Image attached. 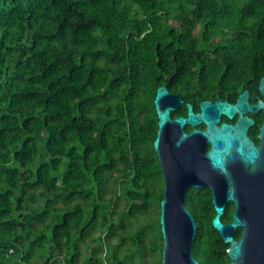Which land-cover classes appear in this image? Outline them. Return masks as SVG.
<instances>
[{
  "label": "trees",
  "instance_id": "16d2710c",
  "mask_svg": "<svg viewBox=\"0 0 264 264\" xmlns=\"http://www.w3.org/2000/svg\"><path fill=\"white\" fill-rule=\"evenodd\" d=\"M263 74L264 0H0V264H160L157 86L234 99ZM184 202L193 256L228 264L211 197Z\"/></svg>",
  "mask_w": 264,
  "mask_h": 264
},
{
  "label": "water",
  "instance_id": "95a60500",
  "mask_svg": "<svg viewBox=\"0 0 264 264\" xmlns=\"http://www.w3.org/2000/svg\"><path fill=\"white\" fill-rule=\"evenodd\" d=\"M259 88L264 94V74L260 77ZM175 97L177 94L172 95L165 85H159L153 98L158 128L152 146L162 164L170 160L168 146L172 135L167 124L170 121L169 102ZM187 107L186 118L177 117L173 121L178 124L179 129L186 121L192 125L200 122L206 124L205 130L193 129L190 134L180 132L179 138L198 134L211 143L206 158L211 167L218 169L221 174L206 184L214 190L211 201L215 213L211 224L223 241L228 243V264H264V167L253 170L258 162L257 151L246 134L252 120L244 116L245 111L251 108L248 91L240 92L234 103L218 97L203 100L198 113L193 112L191 104ZM221 113L229 118L237 113L236 122L215 126ZM261 133L264 135V122ZM249 164L253 165L251 169H248ZM164 172L163 197L159 201L162 236L160 264H201L192 254L191 246L197 225L185 205L184 196L190 184L204 186V183H201L202 179L197 182L188 180L187 185H184L183 180L171 178L166 170ZM228 201L235 203V208L231 221L224 223L221 216ZM237 227L242 229L236 239L234 233Z\"/></svg>",
  "mask_w": 264,
  "mask_h": 264
},
{
  "label": "flooded vegetation",
  "instance_id": "af4514ba",
  "mask_svg": "<svg viewBox=\"0 0 264 264\" xmlns=\"http://www.w3.org/2000/svg\"><path fill=\"white\" fill-rule=\"evenodd\" d=\"M260 78L258 80L253 79L245 88L240 90L234 99H229L228 97L221 96L219 93L209 94L208 96L203 93L198 94L196 92H186L187 90L196 89L195 86L192 85H165L170 94H177V97L172 98L169 102V118L170 121L167 124L171 135L172 141L170 142L168 148V157L170 160L168 163L162 164L157 152H155V156L158 163V177L161 180L160 187L163 189V183L165 180V172L174 179H179L184 181V185H187L188 180H201V183H204V186H195L189 185L185 192V196L189 198V201L193 197L197 196H210L212 198L214 194V190L206 185L208 184L210 179L217 178L221 174L218 169L212 168L209 161L206 158V154L211 147V143L204 139L202 136L188 135L185 138L180 139V132H184L186 134H190L193 129L197 130H205L206 124L204 122L197 123L195 125L190 124L189 122H185L181 129H179L178 124L173 120L177 117L186 118L188 112V104H191L192 110L194 113L200 112V102L203 100H214L215 98L227 99L230 103H234L238 94L243 90L248 91V103L251 105L250 110L245 111L244 116H247L252 120V124L247 128L246 134L248 138L252 142V146L257 151V164L254 166V171L261 166L264 167V135L261 133V125L264 122V94L261 92L259 88ZM159 86V85H158ZM178 98V99H176ZM260 102V105H257ZM153 109L155 112L154 117V125L155 131H157V115L153 102ZM238 114L235 113L232 118L227 117L224 114H220L219 120L215 122V126H219L222 123L234 124L237 120ZM156 135V133H155ZM253 167L252 164L248 165V169ZM203 180H207L204 182ZM231 186V184H230ZM194 200L191 201V207H195ZM186 205V204H185ZM188 208V206H186ZM235 208V203L232 201H228L225 204L224 213L221 216V221L224 223H228L231 221V217L229 220H225V213L227 210L231 209V216L233 210ZM189 209V208H188ZM191 212V210L189 209ZM195 219V217H194ZM196 221V219H195ZM242 229L241 227H237V229ZM236 229V230H237Z\"/></svg>",
  "mask_w": 264,
  "mask_h": 264
},
{
  "label": "rangeland",
  "instance_id": "374dc122",
  "mask_svg": "<svg viewBox=\"0 0 264 264\" xmlns=\"http://www.w3.org/2000/svg\"><path fill=\"white\" fill-rule=\"evenodd\" d=\"M118 193V192H117ZM119 194V193H118ZM125 207V201L124 199L122 198V196L120 195V198L116 199V204H115V210L120 212L124 209ZM158 209L156 203L150 207H148V210L149 212L147 214H139V213H135L136 215L133 217L127 213H125L123 215V219L125 221H129L130 222V227H127L126 230L128 232H131L134 228L136 227H142L145 223H147L146 221H153V219L156 217V210ZM159 210V209H158ZM157 210V211H158ZM119 231H123L122 228H117ZM96 235V234H95ZM148 236H149V232H147L146 235L143 236V240L145 241V243H147L148 241ZM110 240L112 242L116 241L117 240V237L116 236H109ZM125 248H131L133 249V246L130 244V240L129 239H126L125 242H124V245H123ZM81 249L83 250V246H81ZM104 252V251H103ZM135 257V256H134ZM143 260L146 261L147 263H152V264H156L157 261H158V255H154L153 256V253L148 250L146 251V253H144L143 255ZM129 264H132V262L130 261Z\"/></svg>",
  "mask_w": 264,
  "mask_h": 264
}]
</instances>
